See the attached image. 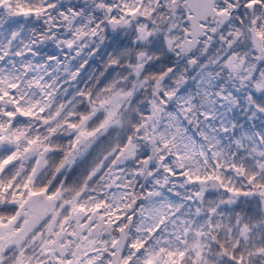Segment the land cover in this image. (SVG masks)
I'll use <instances>...</instances> for the list:
<instances>
[{"label":"clouds","instance_id":"obj_1","mask_svg":"<svg viewBox=\"0 0 264 264\" xmlns=\"http://www.w3.org/2000/svg\"><path fill=\"white\" fill-rule=\"evenodd\" d=\"M73 5L80 6L76 14ZM245 5L6 0L0 6L5 79L19 77L24 105L45 109L18 126L59 146L48 153L40 181L54 182L64 151H71V168L87 161L89 171L102 169L98 183L113 186L108 198L135 210L124 233L129 239L138 228L158 227L147 247L183 250L184 264H229L227 253L240 241L248 264H264V255H255L264 248V196L189 180L215 173L257 193L255 185L264 184V6ZM18 8L39 11L17 15ZM33 44L37 54L26 55ZM49 52L58 59L48 62ZM41 63L52 70L47 95L34 83ZM25 64L32 69L27 74ZM84 116L83 127L94 134L70 148L79 129L69 125ZM83 174L81 167L72 181ZM14 252L3 255L4 264H15Z\"/></svg>","mask_w":264,"mask_h":264},{"label":"snow or ice","instance_id":"obj_2","mask_svg":"<svg viewBox=\"0 0 264 264\" xmlns=\"http://www.w3.org/2000/svg\"><path fill=\"white\" fill-rule=\"evenodd\" d=\"M5 3L6 0H0V6ZM262 6L264 0H246V10L255 8L259 11ZM79 7L73 5L72 13L76 14ZM38 11L18 8L16 14ZM33 54H37L35 44L26 52V55ZM57 59L53 52L46 57L48 62ZM2 64L3 60H0V264H4L3 255L11 250H15V264H184L186 253L183 250L165 252L160 248L157 252L147 247L158 227L138 228L135 237L129 239L125 236V229L135 220V210L131 205L127 208L117 207L108 198L106 190L113 186L98 183L102 180V169L89 171L87 161L71 168V151H64L55 170L54 182L40 181L48 153L59 149V146L46 143L39 136L29 135L18 126L21 118H33L37 112L44 113L45 109L24 105V97L17 95L23 81L19 77L5 79L6 70ZM24 67L25 74L32 71L27 64ZM35 71L38 75L34 83L47 95L51 88L47 81L52 74L49 63L37 65ZM87 119L84 116L80 123H70L71 128L79 129L70 148L94 134L83 127ZM81 167L84 170L82 178L73 182L72 176ZM69 168L71 171L61 181L60 177ZM256 179L255 175L248 177L250 184ZM189 180L194 183L215 180L227 193L264 196V184L255 185L261 189L259 193L248 192L223 183V178L215 173L189 176ZM248 204V211H253L252 201H248ZM244 227L240 225L241 230ZM141 232L143 235L139 234ZM113 233L120 236L108 239ZM121 237L124 239L122 245ZM161 253H164L163 257ZM202 255L197 251L195 262H199ZM227 255L229 264H248L240 241L232 245V251ZM251 255L248 254L249 259ZM255 255H264V248L258 249Z\"/></svg>","mask_w":264,"mask_h":264}]
</instances>
